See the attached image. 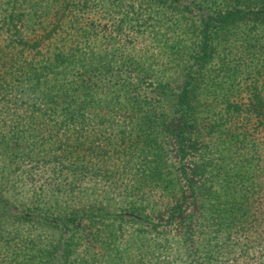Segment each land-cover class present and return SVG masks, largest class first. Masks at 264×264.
Instances as JSON below:
<instances>
[{
    "label": "trees",
    "instance_id": "1",
    "mask_svg": "<svg viewBox=\"0 0 264 264\" xmlns=\"http://www.w3.org/2000/svg\"><path fill=\"white\" fill-rule=\"evenodd\" d=\"M262 135L264 0H0V264H249Z\"/></svg>",
    "mask_w": 264,
    "mask_h": 264
},
{
    "label": "rangeland",
    "instance_id": "2",
    "mask_svg": "<svg viewBox=\"0 0 264 264\" xmlns=\"http://www.w3.org/2000/svg\"><path fill=\"white\" fill-rule=\"evenodd\" d=\"M167 63H168V61H167ZM168 65H171V64L169 63ZM241 79H244V81H246L247 83H250L251 82V72L245 71L242 74ZM243 87H244V85H243ZM243 87H242V96L244 95ZM166 96H167L166 99L162 100V105H163L164 109L169 111V105H170V102H171L170 100L171 99H170V97L168 95H166ZM210 101H211L210 99H208L206 101V103H205V113L202 114V118L201 119H205V120H208V121H209V119L213 120L215 112L219 111L220 107L219 106L214 107ZM262 138H264V135L261 136V141H262ZM259 180L260 181H264V171L262 172V174L258 175L257 182H260ZM260 197H261V199H262V197H264V188L261 191ZM253 233L256 236V233L255 232H253ZM261 237H262L261 240H258L259 242H255L252 245L254 251L252 253H250L249 257L247 258V261L249 262V264H250V262H251V264H259L261 262H264V233L262 234ZM231 259H232V257H230V259H227V260L230 261Z\"/></svg>",
    "mask_w": 264,
    "mask_h": 264
}]
</instances>
